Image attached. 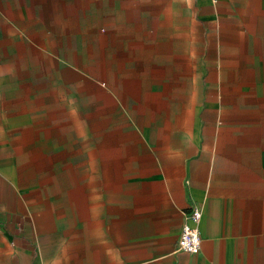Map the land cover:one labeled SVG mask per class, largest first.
<instances>
[{
	"label": "crops",
	"instance_id": "obj_1",
	"mask_svg": "<svg viewBox=\"0 0 264 264\" xmlns=\"http://www.w3.org/2000/svg\"><path fill=\"white\" fill-rule=\"evenodd\" d=\"M166 1L203 32L178 24L180 47L216 50L192 60L191 87L137 96L120 73H50L24 45L1 55L0 264H264V0ZM202 63L255 86L222 104ZM195 207L202 245L187 254Z\"/></svg>",
	"mask_w": 264,
	"mask_h": 264
},
{
	"label": "rangeland",
	"instance_id": "obj_2",
	"mask_svg": "<svg viewBox=\"0 0 264 264\" xmlns=\"http://www.w3.org/2000/svg\"><path fill=\"white\" fill-rule=\"evenodd\" d=\"M177 13L176 1L166 0H0V70L1 55L7 50L16 56L24 45L25 56L40 57L41 67L50 73L65 64L101 82L120 73L121 85L135 89L137 96L150 88L191 87L187 74L194 72L192 60H208L216 50L180 47L178 20L193 21V16L187 6L180 17ZM180 26L186 37L203 43L200 26ZM15 66L10 65L12 70ZM219 66L227 65L200 64V86L223 93L218 96L222 104L242 98L228 95L232 86H255L252 79H220ZM176 72L186 74L184 85ZM166 76L169 80L162 79Z\"/></svg>",
	"mask_w": 264,
	"mask_h": 264
},
{
	"label": "built area",
	"instance_id": "obj_3",
	"mask_svg": "<svg viewBox=\"0 0 264 264\" xmlns=\"http://www.w3.org/2000/svg\"><path fill=\"white\" fill-rule=\"evenodd\" d=\"M202 212L199 207L193 208L187 215V222L184 225L178 240V249L187 254L199 253L202 245L200 222Z\"/></svg>",
	"mask_w": 264,
	"mask_h": 264
}]
</instances>
